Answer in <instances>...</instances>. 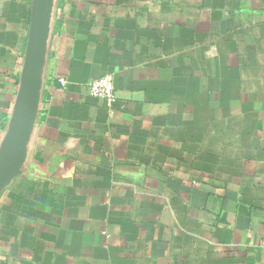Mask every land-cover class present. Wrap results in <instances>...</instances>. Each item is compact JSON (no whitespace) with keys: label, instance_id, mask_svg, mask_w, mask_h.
<instances>
[{"label":"crops","instance_id":"1","mask_svg":"<svg viewBox=\"0 0 264 264\" xmlns=\"http://www.w3.org/2000/svg\"><path fill=\"white\" fill-rule=\"evenodd\" d=\"M0 264H264V0H0Z\"/></svg>","mask_w":264,"mask_h":264},{"label":"built area","instance_id":"2","mask_svg":"<svg viewBox=\"0 0 264 264\" xmlns=\"http://www.w3.org/2000/svg\"><path fill=\"white\" fill-rule=\"evenodd\" d=\"M61 84H64L61 81ZM88 96L94 99L104 101L108 106L115 102L114 77L112 74H106L99 77L88 85Z\"/></svg>","mask_w":264,"mask_h":264},{"label":"water","instance_id":"3","mask_svg":"<svg viewBox=\"0 0 264 264\" xmlns=\"http://www.w3.org/2000/svg\"><path fill=\"white\" fill-rule=\"evenodd\" d=\"M42 16H43V11H42V8H41V5L40 7L38 8V11L36 10V13H35V17L33 19V23H32V26H31V32H30V44H29V48H30V51L29 53L31 52V43H32V40L34 39V37L36 36H39V44L36 48V52L34 54H32V56L34 57H37V54H38V51H39V47H40V44H41V41H42Z\"/></svg>","mask_w":264,"mask_h":264},{"label":"bare ground","instance_id":"4","mask_svg":"<svg viewBox=\"0 0 264 264\" xmlns=\"http://www.w3.org/2000/svg\"><path fill=\"white\" fill-rule=\"evenodd\" d=\"M39 36H35L34 39L32 40V43H31V54H34L36 52V48L39 44Z\"/></svg>","mask_w":264,"mask_h":264}]
</instances>
